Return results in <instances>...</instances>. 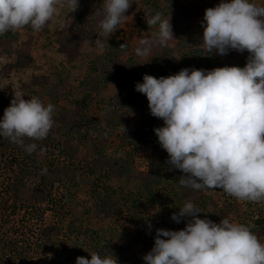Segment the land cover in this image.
Wrapping results in <instances>:
<instances>
[{
  "label": "clouds",
  "instance_id": "1",
  "mask_svg": "<svg viewBox=\"0 0 264 264\" xmlns=\"http://www.w3.org/2000/svg\"><path fill=\"white\" fill-rule=\"evenodd\" d=\"M131 4V0H104L101 35L118 29ZM59 6L75 12L79 0H0V36L25 26L41 31L58 15ZM146 23L158 25V32L154 40L140 39L135 48L139 57L148 56L154 45L167 47L174 39L170 17L164 19L157 12ZM201 23L208 52L224 56L247 50L246 64L183 68L159 78L144 74L135 89L146 95L151 115L164 122L154 132L168 153L167 163L185 174L180 186L220 188L239 200L264 201V5L220 0L205 10ZM24 95L14 90L0 118V138L31 154L37 144L25 145L24 138L39 141L48 136L54 105L37 97L25 100ZM200 212L186 202L171 216L176 223L191 217L184 228H157L154 245L143 256L145 264H264V243L250 226L226 217L217 224L199 218ZM146 223L151 230V222ZM90 254V259L78 256L75 264H119L112 257Z\"/></svg>",
  "mask_w": 264,
  "mask_h": 264
},
{
  "label": "rangeland",
  "instance_id": "2",
  "mask_svg": "<svg viewBox=\"0 0 264 264\" xmlns=\"http://www.w3.org/2000/svg\"><path fill=\"white\" fill-rule=\"evenodd\" d=\"M154 1L160 6V9L155 7L151 9L148 0H131L132 4L125 13L126 17L118 25V29L111 35L103 34V38L99 41L103 47H99L98 42L95 46L88 45L85 59L74 64L63 60L54 39L50 36L42 35L40 31H30L25 27L12 31L15 34L18 33L20 43L27 40L29 34L30 36L34 35L32 53L36 68L15 69L8 78L0 79V90L10 83L14 90L22 91L26 96L28 94L37 97L45 105L53 104L56 112L63 109L72 110L77 115L78 125L82 131V135H73L74 145L80 147L78 157L80 159L89 158L90 161L100 154L109 155L118 159L121 165L128 168L131 175L129 177L128 174H123V176H116L113 179L103 177L99 180L98 173L94 175L89 173V165L77 160V178L59 184L54 200L50 202L32 201L26 192L17 199L5 191H7L6 187L9 182L15 177V170L18 168L14 161L16 162L20 158L15 150L6 151L4 154L0 147V263H19V257L16 252L12 251L10 240L30 242L34 247H37L38 237L41 236L45 226L61 222L66 228L67 222L74 216L80 217L85 228H89L88 234L80 242L84 257L88 259L91 258L90 252H95L102 258L108 257V255H104L106 252L101 251V246L109 240L128 244L131 239L138 238V246L144 248L145 253H148L154 245L157 228L179 230L184 228L191 219V217H185L180 223H176L167 214L166 207L157 206L154 208L152 204L143 202L142 208H136L133 204L135 200H139L142 193L140 182L136 178L138 173L149 171L152 165L163 158L166 161L163 162V166L165 165L164 171L168 172L169 182L175 181V175L178 174V171L167 163L168 153L160 146L155 132L145 143L133 138V130L138 129L141 121L147 119L150 114L146 95L135 89L137 82H143L144 73L140 75L133 72L116 82L108 83L99 93L86 92L82 88L86 77L94 74L95 58L101 54H107L110 42L114 44L115 41L118 44V63L115 64L118 67H123V63L132 59L146 68L150 67L155 55L162 51L161 46L154 45L150 54L145 57L135 54V48L139 45L141 38L154 40L158 32V25L149 26L146 19L159 12L162 18L170 17L171 25L173 23L172 15L163 8V0ZM86 2L87 7L81 8L88 11L89 20L96 24L100 23L105 16L104 0H87ZM253 2L264 5V0H253ZM219 3L220 0H181V6L178 9L185 15L192 12L189 19L192 33L181 36L173 32L174 39L169 40L168 44L172 47L181 46L186 52L196 46L203 37L204 28L201 21H203L205 10L215 7ZM65 11H69L67 7L59 6L55 19L61 18V14ZM4 35L8 37L6 33ZM122 44L123 47L120 46ZM230 54L223 60H218L215 57L202 58L197 55L194 58L188 57L184 68L212 70L216 67L233 65L243 67L249 56L247 50L243 53L233 50ZM176 55L179 60L174 65H166L172 74L183 69L180 54L176 53ZM104 60L108 61V58L105 56ZM6 61L5 57L0 58V67ZM34 72L49 76L53 84L57 82L66 84V91L59 100L52 101L48 89L43 87H33L30 89V93L23 91L21 85L28 82ZM128 93L133 95V103L121 100ZM0 109L2 110L1 107ZM113 109H117L121 117H128V124L123 123L119 116H114ZM86 115L91 116L93 121H86L84 119ZM163 124L164 122L160 118L155 128L163 126ZM124 127L126 131H123ZM59 134L61 137L63 136L61 133ZM83 135L84 137H82ZM164 155L166 156L164 157ZM41 156L43 157V155ZM32 177L26 179L28 185L35 184L36 181ZM107 189L113 192L114 197L119 200L116 212L109 217L98 207L103 194H105L104 190ZM156 190L160 193L161 186ZM212 194L221 204H225L230 209L227 210L226 218H229L231 222L245 225L247 220L244 218L245 215H251L250 218L253 220L264 215V201L239 200L218 188L214 189ZM133 212L138 214L135 224L131 221ZM147 221L152 224L151 230L147 227ZM261 237L264 243V233ZM53 240L61 242L62 237L55 236ZM34 254V259L39 260L41 264H46L51 258L50 253L43 250L39 253L36 250Z\"/></svg>",
  "mask_w": 264,
  "mask_h": 264
},
{
  "label": "trees",
  "instance_id": "3",
  "mask_svg": "<svg viewBox=\"0 0 264 264\" xmlns=\"http://www.w3.org/2000/svg\"><path fill=\"white\" fill-rule=\"evenodd\" d=\"M87 0H79V7L75 12L69 13L65 11L61 14V18L55 19L44 26L40 31L42 35H48L54 39L59 53L63 60L74 64L85 59L86 48L88 45L95 46L103 35L99 28V22H93L88 18V11L81 7H87ZM151 9L153 7L159 8L154 0H148ZM181 0H163V8L172 15L173 32L184 36L192 33L189 15H185L180 9ZM157 11V10H156ZM25 28L33 29L31 26ZM6 35L0 36V58L5 57L6 62L0 67V79L8 78L17 68H36L35 58L32 53L34 43V35L28 36L27 40L22 43L19 42V35L16 32L9 31ZM16 38L15 40H13ZM110 41V40H109ZM117 43L110 42L107 54H101L94 60V74L87 76L82 83V88L86 92L99 93L108 84L116 82L129 74L136 72L140 75L149 74L157 78L161 76L173 75L166 65H174L179 60L176 53L180 54L182 65L184 68L186 58L188 57H215L218 60H223L230 56L232 51L227 55L220 56L215 53H210L206 50L203 40L200 39L196 46L191 47L188 52L183 51V47H172L168 44L167 47H162V51L158 52L149 68L138 64L135 60H130L123 63V67H118ZM188 55V56H187ZM105 56L108 61L104 60ZM33 87H40L48 89V93L52 101H57L66 91V84L57 82L53 84L51 78L47 75L34 72L28 82H24L21 88L24 92H29ZM14 96V89L12 84H6L0 90V118L3 117L4 110L9 106ZM32 96L25 95V100ZM126 103H133L134 97L128 93L121 99ZM114 116H119L123 123L128 124L129 118H123L117 109L112 110ZM54 124L48 136L43 140H32L24 138V144L36 143L37 149L28 154L24 147L19 144L8 142L4 138H0V147L4 154L6 151L15 150L20 160L14 161L17 170H15V177L9 182L5 193L17 199L24 192L32 201L50 202L56 196V189L59 184L77 178L76 165L77 160L83 161L89 165V173L93 175L98 173L99 180L106 177L113 179L116 176H123V174L131 175L128 168L121 165L118 159L106 154H100L89 158L78 157L80 147L73 143V135H82V131L78 125V118L76 113L72 110H59L56 112L54 107L53 112ZM86 121H93L91 116H84ZM160 118L149 114L148 118L141 121L138 129L133 130V138L139 142L145 143L154 133V128ZM61 133L63 136L59 134ZM66 133V134H65ZM65 135V136H64ZM84 137V135L82 136ZM84 146V144H81ZM58 154V156H56ZM43 155V157L41 156ZM166 155H164L165 157ZM168 159V158H167ZM164 159L159 160L156 164L149 168V171L140 172L136 178L140 182L141 196L139 200H135L133 204L136 208H142V203L152 204L153 207H166V212L170 217L173 213H178L179 208L183 207L186 202H192L195 207L201 211L197 215L199 218H208L217 224L226 217L227 206L221 204L216 199L212 191L214 189L194 190L190 187H182L179 184L181 176L185 175L181 170L175 175V181L169 182L168 172L164 171ZM92 166V167H91ZM46 169V171H45ZM167 173V174H166ZM174 175V174H173ZM33 176V177H32ZM90 176V175H89ZM28 177L35 179V184L28 185ZM27 179V180H26ZM161 186V192H157V187ZM217 189V188H216ZM220 190V188H218ZM105 194L101 198L98 205L99 209L107 216H112L119 206V200L114 197V193L110 190H104ZM211 192V193H210ZM1 193V192H0ZM231 205V204H230ZM233 205V204H232ZM1 210V205H0ZM138 210V209H136ZM248 214V213H247ZM136 212H133L131 221L133 224L136 221ZM251 215H245V225L251 227V231L258 236V239L263 243L262 233H264V215L258 216L253 220ZM66 228L61 222L45 226L38 237V246L30 242H20L17 239L10 240L12 251L16 252L19 257L18 264H41L39 260L34 259V253L43 250L50 253L51 258L46 264H75L78 256H84L83 249L80 248V242L83 237L88 234L89 228H85L80 217L74 216L67 222ZM62 237V241L53 240V237ZM138 238H133L128 244H120L114 241L106 242L101 247V251L106 252L104 255L117 259L119 264H145L143 256L146 254L144 248L139 247ZM3 264V263H0Z\"/></svg>",
  "mask_w": 264,
  "mask_h": 264
}]
</instances>
